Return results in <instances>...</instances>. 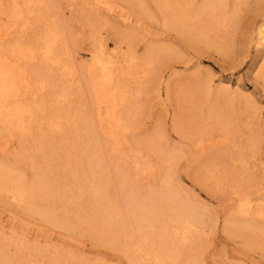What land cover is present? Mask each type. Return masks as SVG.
<instances>
[{
    "label": "rangeland",
    "instance_id": "rangeland-1",
    "mask_svg": "<svg viewBox=\"0 0 264 264\" xmlns=\"http://www.w3.org/2000/svg\"><path fill=\"white\" fill-rule=\"evenodd\" d=\"M14 1L15 8L18 6V16H22L19 17L22 19L20 22L15 24L8 21L6 14L13 10L10 9L11 3L5 15L0 12V48L12 47L6 55L0 49V104L10 109L16 105L19 113L14 125L0 120V165L16 167L21 177L30 182L40 171L42 161L47 155L50 156V149L54 150L56 145L65 141L66 146H70L64 147L62 144L59 145L60 151H52L53 156L57 154L51 158L49 168H46L55 183L60 177L58 173L62 172L60 169L68 161L74 128L78 129L76 133L86 135L79 123L80 115L87 118L92 139L102 148L106 161L116 166L129 186H134L132 188L138 192L155 189V192L162 194L165 192L161 182L163 174H159L157 169L160 159L148 148L155 142L158 149L165 152L172 149L177 155L174 161L176 166L167 176L163 175L165 182L169 181V187L179 192L183 199L193 202L204 218V222L190 234L191 237L186 238V245L182 243L184 247L177 241L180 237H171L170 232L174 228L169 229V235L163 234V238L157 226L148 229L155 241L157 239L159 242L161 238L164 241H176V244L168 242L175 247L174 259L161 261V264H193L192 261L194 264H264V251L259 246L250 245L251 237L259 242L261 232L264 231V78L261 75L264 68V46H260L256 34L257 28L264 26V0H245L244 5H239L234 17L229 18L224 26L221 24L213 27L209 23H202L201 27L197 25L199 27L190 30L187 36L176 35L165 29L150 0H143L141 7L133 5L136 2L133 0H43V6L39 9L31 4L28 11L21 0ZM7 24L14 25L10 27V33L5 31ZM48 24L63 29L64 37L62 35L54 51V60H61L45 62V66H42L39 52L37 54L42 46V36L40 40L37 38ZM197 34L202 36V41L205 36L207 41H200ZM154 51H161L162 55L159 52L154 54ZM95 56L116 65L119 74L116 77V90L101 83L100 75L95 71ZM70 62L73 77L64 83L68 80L66 68ZM36 70L40 76L38 81L46 77L49 81L54 79L58 85L55 88L59 90L74 89L76 124L73 120H70L72 123L67 121L70 107L65 102L60 109L56 108L60 112L59 120L55 119L58 123L55 125L53 121L55 127L51 124L50 129H46L43 118L39 122L34 110L31 112L28 109L41 105V102H45V107L49 105L50 108L52 103L51 107L54 106V101L47 95V88L44 90L38 84L34 87ZM205 87L210 91L207 98L201 92ZM118 97L125 101L122 107L116 105ZM205 98L206 101L202 103L201 100ZM46 100L48 103L51 100L50 104L47 105ZM214 103L229 105L220 111L219 120L207 116L206 111ZM26 108L30 112H26ZM175 116L179 117V123L186 131L183 135L173 130L172 119ZM201 121L203 123L199 125ZM61 123L68 124V127ZM196 129L199 135L192 137ZM32 152L41 158L35 155L36 158ZM74 180L70 182L73 192L69 189L68 193L71 198L76 196L73 202L78 203L73 204L72 199L66 205V210L61 211L59 218L61 222H67L63 219L68 222H76L78 219L79 225L75 223L78 228L53 224L51 222L60 221L33 212L26 201L17 205L8 196L0 194V251L4 252L0 253V264H49L52 255L63 258L65 264H131L121 252L111 249L91 234V226L85 223L83 217L89 210L87 195L80 193L76 187L78 182ZM111 186L108 193L115 196L117 190L114 184ZM75 191L81 196L78 193L77 196ZM71 204L74 206L70 207ZM85 208H88L87 211ZM240 208L247 209L239 215ZM66 212L72 214L69 216ZM224 221L235 223L242 230L244 226L250 229L247 232L240 229L236 233L226 232L223 230ZM82 222L86 225L82 226ZM189 240L192 241L189 243ZM183 254L188 255L186 257L189 260ZM146 259L145 256L141 257L140 263L153 264L152 260ZM62 261L60 264H63Z\"/></svg>",
    "mask_w": 264,
    "mask_h": 264
},
{
    "label": "bare ground",
    "instance_id": "bare-ground-1",
    "mask_svg": "<svg viewBox=\"0 0 264 264\" xmlns=\"http://www.w3.org/2000/svg\"><path fill=\"white\" fill-rule=\"evenodd\" d=\"M34 1H35V3H32L33 2L32 0H21V2H23L26 5V7H27L26 10L27 11H28V7H30L31 4H33L32 7L36 6L37 9H39L40 6H43V3H44L43 0H34ZM129 1H132V0H129ZM133 1H136V2L134 4H133V2H131V4H133L135 6L137 5L136 7H139V6L141 7V5H142L141 2L143 0H133ZM150 2L152 3L153 7L155 8L156 13H158L160 15L161 23H162V25H163V27L165 29H167L169 32H172V33H174L176 35L184 34L185 36H187L195 28V26L200 25V27H201L202 23H209V25H211V26H213V25L214 26L215 25H221V24H222V26H224V23L226 21H228L229 18L234 17V15L236 14L237 8L239 7V5L241 6L245 2V0H150ZM10 3L12 4V8H10V9H13V10H12V12H10V14H6V16L8 18V21L14 22L15 24H17V22L21 19V18L19 19V17H22V16H18V14H19L17 12L18 6H17V8H15L16 5H15V1L14 0H11V2H9V0H6L5 2H4V0L0 1V12H2L5 15L6 10H8L7 7L10 6ZM25 13H28V12H25ZM46 13H48V12H46ZM42 17L46 18L43 15H42ZM44 18H42V19L44 20ZM33 20H35V19H33ZM37 21L36 22L33 21V22L37 23ZM48 21H50V20H48ZM26 23L27 22H25L24 24H26ZM7 26H8V24H7ZM7 26L5 27V31H6V33H10V27L12 28L14 25L11 24L10 26H8V27ZM197 27H199V26H197ZM14 29H13V31H14ZM44 29H45V27H44ZM196 29H198V28H196ZM201 29H203V28H201ZM210 29H209V31L212 30V29L211 30ZM202 33L204 34V32H202ZM209 33H205V34L209 35ZM256 34H257V41H259L260 46H264V26L258 27ZM62 35H63V29L59 28L58 26L49 25V24L46 26V30H43V32H42V34H40V36L38 34V36H39L37 38L38 40H40V37L42 36V41L40 43L42 46H40V50L37 51V54L39 52V62H40V64L42 66L43 65L45 66V62L46 63L47 62H51V61H59L60 62L61 59L59 58L60 59L59 60L58 57H56L58 60H54L55 59L54 51H55L56 46H58V44H60V41L62 40ZM194 35H196V34H194ZM212 35H213V33H212ZM63 37H64V35H63ZM204 37H203V41L200 39V38H202V36H200V34L198 35L197 38L200 39V41L204 42L207 39V38H204ZM211 38H212V36H211ZM210 40L211 39H209V43H210ZM6 43H8V42H6ZM61 45H62V43H61ZM10 48H12V47H9L8 49L7 48L6 49H4V48L2 49V47H1L0 49L3 50L2 54L6 55L7 53H10ZM218 48H220V47H218ZM223 48H222V50H223ZM26 51H28V50H26ZM163 51H165V50H163ZM151 52L152 51H150V53ZM158 52L154 51V54L158 53ZM160 52L158 54L162 55V53H160ZM158 54H156V55L159 56ZM163 55H165V54L163 53ZM56 56H58V55H56ZM59 57H60V55H59ZM94 58H95V60H93V61H94L95 65H96L95 66V68H96L95 71H97L98 75H100L101 83L104 84L107 87H111V88L116 90V77H117V75H119L117 73V67H115L116 65L114 66L111 63L112 61L109 62L107 60H103L102 57H100V56H95ZM67 59H68V57H67ZM69 59H70V57H69ZM108 60H110V58ZM67 65H68V63H67ZM67 67L68 68H66V69L68 71V75H67L68 76V80H66L64 83H67L73 77L72 76L73 72H71V68H73L72 63L70 62V64ZM34 75H35V78H34L35 80L33 81L34 87H36V84H38V86L42 87L44 90L47 88V91H46L47 95L54 101V106L51 107L52 104H53L52 103L50 108H49L48 104H50L51 100H49V103L46 100L48 108L45 107L46 106V105H44L45 102H41V105L38 104V105H34V106L28 108V109H31V112H32V110H34L33 113H34V115H35V113L37 114V116L39 118V122H41L40 120H42V118H43L45 120V122L43 124L47 126L46 129L48 127L50 129L51 124L54 125L53 123H55V125H56L58 122H56L54 120L57 119L58 116H60V114H59L60 112L57 109H60L61 106L63 105L62 103L65 102V103H67L66 104L67 107L68 106L70 107V109L68 108V110H69L68 111V113H69L68 114L69 115L68 118L69 119H67V118L66 119H67V121L73 120V122L75 123L76 117H75L74 114H76L75 110L77 108V104L75 103V99L76 98H75V96H73V95H75L74 94V89L73 88H69L67 90H59V89L55 88L58 85L55 84V82L53 81L54 79L53 80L51 79V81H49L46 77L45 78L43 77L42 81H38V79L40 77L38 75V70H36L34 72ZM261 75H262V78H264V68L262 69ZM54 78L55 79L57 78L56 75H55ZM58 78H59V76H58ZM39 87H37V88H39ZM2 89H3V87H2ZM35 90H36V88H35ZM37 91H39V90L37 89ZM166 92H167V89H166ZM201 92L203 93L202 95L207 98L210 91L208 90V87H205L204 89H202ZM190 93L192 94V92H190ZM194 93H195V90H194ZM33 94H35V92ZM44 94H45V92H44ZM37 95H38V93H37ZM116 95H117V93H116ZM121 95H122V93H121ZM198 96H199V94H198ZM50 98H48V99H50ZM206 98L204 100H201V102L204 103L206 101ZM40 100H42V99L40 98ZM44 100H42V101H44ZM116 102H117L116 105H119L121 107L125 103V101L123 102V98L122 97H118L116 99ZM201 102H199V103H201ZM0 103H2V102H0ZM219 105L218 104L215 105V103H214L212 105V107H210L206 111L208 118H215L216 120H219L220 111L223 108L229 107V105L227 106V105L220 104V103H219ZM194 107H196V106H194ZM44 108H46V109H44ZM28 109L26 110V112H30V110H28ZM119 109H120V107H119ZM64 111H63L62 114H64L66 112V111L65 112ZM17 113H19V107L17 108L16 105H15L14 108L10 109L6 105L0 104V120H3L6 123H12L13 124L18 119L16 117ZM62 116H61V118H62ZM64 116L66 117L67 115H64ZM35 117H36V115H35ZM201 117H202V115H201ZM66 119H65V121H66ZM57 120H59V119H57ZM200 120H202V119H200ZM65 121H63V122H65ZM118 121H119V118H118ZM60 122H61V120H60ZM179 122H180L179 121V117L175 116L172 119V127H173V130L176 133H178L180 135H183V134L186 133V131L183 130V128L181 126V123H179ZM79 123L81 124L82 130H83V132L86 135L83 136V135H81L78 132L76 133L75 131L78 130L77 128H74L75 131H74L73 134L71 133L72 131H70V130L68 131V132H70L73 135V136H71L72 139H73V142L70 141V142H72L73 145H71L72 149H71V152L68 155L67 163L65 161V163H66L65 167L63 169L61 168L62 170L59 168L60 171H62V172L58 173L60 175L59 180L56 181L58 183H56V182L54 183V179H53L54 177H50L49 176L50 173H47L46 168L48 167V164L50 163L51 158H54V156L57 154L56 153L54 156L52 155L55 152V149L59 150V145H62V144H63V146L64 145L66 146L65 141H63L65 144L64 143H61V144H58V145L55 144L58 148L57 147L56 148L53 147V149L55 148L54 150H52V148L50 146V148H51L50 152H49L50 156L47 155L46 158L44 159V161H42L43 164H42V166L39 167L40 171H38L35 174L34 179L31 180L30 182H26L21 177V175H20L21 172L18 171L19 169L17 170L16 167H7V166H4V165H0V194L4 195L5 197L8 196L9 200L12 201L13 203L17 204V205H18V203L21 204V202L26 201L29 205L27 203H24V205L26 206V204H27L28 208L31 209L33 212H35L37 214H40L43 217H48V218H52L53 220L60 221V222H51L53 224H59L60 223V224H63L65 226H68V227H74V226L77 227L79 225L78 222H77L78 219H77L76 222H68V220L67 219H63L64 218L63 217L62 219L67 221V222H64V221L61 222L62 221V220H60L61 217L59 218V216L62 215L61 211H65L66 210L65 209L66 205L72 199H73L72 200V202H73L75 197H76V196H74V198H71L69 196L70 193H68V191H69V189L71 188V185H72L70 182L73 179H75L78 182V183L75 182L77 189L80 191V193L82 195H85V196L87 195L86 197L88 199L87 201H88V205L89 206L88 205H86V206L89 207V210H88L86 216H83V217L86 220L85 223L89 224L88 226H91L90 227V229H91L90 231H91V234L93 236L98 238L103 244L111 247V249L114 248V249L118 250L119 252H121L128 259V261L131 264H142V263H140V259L143 256L147 257L148 260L149 259L152 260L153 264H161V261H165V262L168 261L169 262L171 259H174L173 255H174V252H175V247H173L172 244L168 243L171 240H169V241L162 240V238L164 237L163 234L167 235L170 232L169 229L170 228H174V230L170 232V233H172L171 234L172 236L171 235L170 236L171 237L177 236L178 238L180 237V239L177 240V241H180L181 242V246L184 247V245H182V243L185 244L186 238L188 236H190L191 233L196 231L197 227L200 224H202V222H204L203 213L199 211L198 207L195 204H193V202L189 203L188 200L183 199V197H181V195H179V192L173 190L174 188L171 189L169 187V185H168V184H170V183H168L169 181L165 182V178L164 177L167 176V174L171 173V169L176 166V165H174V163H175L174 161H175L176 156H177L175 154V152L172 151V149H171V151H168V152H165L164 150L158 149L156 144H155V142H153L152 147L148 146V148H150L152 150L153 154L157 157V159H160L159 161H160L161 164L159 163V165H158L159 168H157V169L159 170L158 171L159 174L162 173L163 175H165L164 177H163V175H161V178H162L161 182H163V184L165 186V190H164L165 192L164 193L161 192L162 194H160V192H159V194H158L157 191H156L157 193L155 192V189H153L154 191L153 190H149L147 192H138V191H136L137 189H134L135 188L134 186H132V187H134V188H132L131 186H129L127 184L125 178L121 176L122 174H120V171H118L116 166L112 165V162L109 163L108 161H106V159H105L106 156H104L102 154V152H101L102 148L97 146L98 145V144H96L97 142L92 139L93 135H92V132H91V128H90V126L88 124L87 118H85L84 116H80L79 115ZM200 123H203V121L199 122V125H200ZM34 124H37V123H34ZM55 125H54V127H55ZM61 125H63V124L61 123ZM65 125H66V123H65ZM65 125H63V126H65ZM195 125H197V124H195ZM39 126H41V125H39ZM60 126H59V129H60ZM65 127H68V124ZM70 127H71V125H70ZM36 128L37 127H35V129ZM62 128H61V130H62ZM71 128H73V126ZM64 129L66 130V128H64ZM64 129H63V132H64ZM33 130H34V128H33ZM52 131H53V129H52ZM41 132H42V130H41ZM63 132L61 131V133H63ZM196 132H192V137H196V134L199 135L198 134V132H199L198 129H196ZM27 133L28 132H26V135H27ZM50 133H52V132H50ZM66 133L64 134V136H66ZM50 135H52V134H50ZM16 136H17V134H16ZM36 136H38V138H39V133H37ZM61 136L62 135H60L59 137L63 138ZM69 137H70V135H69ZM30 138H32V137H30ZM47 138H46V140H47ZM33 139L34 138H32V141H35ZM36 140H38V139H36ZM41 141L42 140H40V142ZM58 142H61V141H58ZM58 142L55 141L54 143H58ZM46 144H49V143L46 142ZM154 144H155V146H154ZM41 147H42V144H41ZM37 148H39V147H37ZM43 148H44V146H43ZM39 149H41V148H39ZM44 149H48L47 146ZM63 150H65V148H63ZM41 151H44V150L42 149ZM52 151H53V153H52ZM140 151H142V150H140ZM22 154H23V152H22ZM30 154H31V152H30ZM20 155H21V153H20ZM33 155L35 156L36 154L33 153ZM39 157H38V159L41 158V157L40 158ZM24 158H26V157H24ZM27 159H29V158H27ZM31 159H32V157L29 159L30 163H31ZM53 160L55 161V159H53ZM34 161H36V160L34 159ZM38 163H36V164H38ZM59 163H60V160H59ZM35 165H33V166H35ZM36 166H38V165H36ZM201 168H203V167H201ZM34 169L36 170V168H34ZM53 170L56 171L55 169H53ZM170 177L172 178L171 174H170ZM165 183L166 184L168 183V184L166 185ZM111 184H114L115 189L117 190L116 191L117 194L115 196H112L110 192L108 193V189H109V186H111ZM77 189H76V191H78ZM77 193L79 194V192H76V195H77ZM83 197L84 196H82L81 198H83ZM186 199H187V197H186ZM83 200H85V199H83ZM239 200H240V198H239ZM240 201H242V200H240ZM75 203L73 202V204L77 205L78 202L76 201ZM73 204H71L70 207ZM241 204L242 205L244 204L243 201H242ZM245 204H247V203H245ZM78 205L81 206L80 203ZM238 206L239 205H237V208H238ZM259 206H260V203H259ZM70 207H69V209H70ZM79 207H77V208H79ZM259 208H261V206ZM87 209L85 208L86 211H87ZM246 209L247 208H240L239 215L241 213L245 212ZM81 210L83 211V213H85L83 209H81ZM81 210L79 209V211H81ZM263 210H261V211H263ZM76 212H78V211H76ZM73 213H75V212H73ZM67 214H69V216H70L72 213L69 212ZM80 214H82V213H80ZM248 215H252V214L248 213ZM69 216H67V217H69ZM76 216H77V214H76ZM78 218H79V215H78ZM75 223L78 224V225L76 226ZM85 223H83L82 226ZM80 225H81V223H80ZM154 226H157L158 232L160 233V235H162V238H161V240L159 239V242L157 241V239H156V241H157L156 242L153 239L152 234L148 233L150 228H152ZM244 227L243 228H244V230L246 232L248 231V229H250V228H248V226L247 227L244 226ZM80 228H81V226H80ZM240 228H242V227L240 226ZM240 228H238V226H236L235 223L233 224L232 222L224 221V223H223V230H225L226 232H229V231H230V233H234L235 231L239 232ZM240 230L244 231L242 229H240ZM199 232H201V231H199ZM260 232H261V230H260ZM157 234L158 233H156V235ZM196 234H198V233H196ZM160 235H158V236H160ZM193 235L194 234H192V236ZM197 236L200 237V235H197ZM247 236H249V235H247ZM260 237H261V239H260L259 242H258V240L253 239L251 237L250 245H252V246L254 245V247L255 246L256 247L259 246L260 249L264 251V231L261 232ZM158 238H160V237H158ZM247 238H250V237H247ZM190 241H192V240H189V243H190ZM171 242L174 243L176 241H174V242L171 241ZM174 244H176V243H174ZM179 246H180V244H179ZM193 246H194V244H193ZM176 250H178V249L176 248ZM19 251H21V250H19ZM24 252H25V250H24ZM27 252L29 253L30 251L27 250ZM177 252L179 253V251H177ZM0 253L3 254L4 252L0 251ZM19 253L21 254V252H19ZM178 253H176V255ZM183 256L185 258L188 255H184L183 254ZM183 256H182V259H183ZM59 258L60 257L58 255H52L49 258V259H51L49 264H60V262L63 260V258H60L61 261L58 260ZM180 259H178V260H180ZM64 262H65V260H64ZM62 263H63V261H62ZM65 263H63V264H65ZM173 263L174 262H172V264ZM192 263L194 264L193 261H192ZM196 263H198V262L196 261Z\"/></svg>",
    "mask_w": 264,
    "mask_h": 264
}]
</instances>
